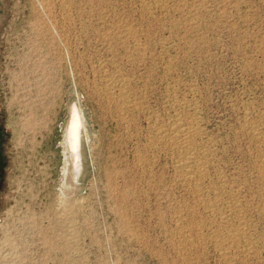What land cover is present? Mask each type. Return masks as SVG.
I'll use <instances>...</instances> for the list:
<instances>
[{"label":"rangeland","instance_id":"1","mask_svg":"<svg viewBox=\"0 0 264 264\" xmlns=\"http://www.w3.org/2000/svg\"><path fill=\"white\" fill-rule=\"evenodd\" d=\"M0 141V264H264V0H0Z\"/></svg>","mask_w":264,"mask_h":264},{"label":"bare ground","instance_id":"2","mask_svg":"<svg viewBox=\"0 0 264 264\" xmlns=\"http://www.w3.org/2000/svg\"><path fill=\"white\" fill-rule=\"evenodd\" d=\"M70 113L71 115L69 117L67 126L65 128L66 130L64 134V146H65V151L68 156L67 160L70 163L71 168H72L71 173L73 174L75 178H77L81 170V153H80L81 131L80 130L83 126V121H82L81 114H78L75 117L76 112H75L74 107L71 108ZM186 134L187 132L185 129H177L174 132V139L183 138L185 137Z\"/></svg>","mask_w":264,"mask_h":264},{"label":"flooded vegetation","instance_id":"3","mask_svg":"<svg viewBox=\"0 0 264 264\" xmlns=\"http://www.w3.org/2000/svg\"><path fill=\"white\" fill-rule=\"evenodd\" d=\"M5 158L4 156L2 155V151H1V141H0V188L2 187L3 185V182L5 180Z\"/></svg>","mask_w":264,"mask_h":264}]
</instances>
